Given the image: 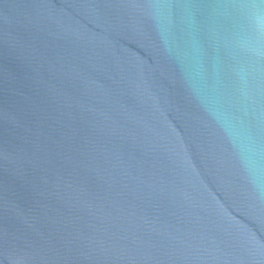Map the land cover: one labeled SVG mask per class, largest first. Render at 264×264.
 Instances as JSON below:
<instances>
[{"label": "water", "instance_id": "obj_1", "mask_svg": "<svg viewBox=\"0 0 264 264\" xmlns=\"http://www.w3.org/2000/svg\"><path fill=\"white\" fill-rule=\"evenodd\" d=\"M0 264H264V0H0Z\"/></svg>", "mask_w": 264, "mask_h": 264}]
</instances>
